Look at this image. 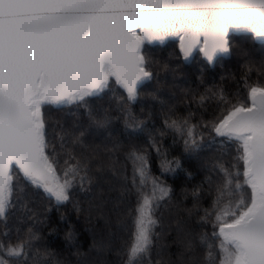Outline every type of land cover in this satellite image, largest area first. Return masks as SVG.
I'll use <instances>...</instances> for the list:
<instances>
[{"label":"snow or ice","instance_id":"6c2138e0","mask_svg":"<svg viewBox=\"0 0 264 264\" xmlns=\"http://www.w3.org/2000/svg\"><path fill=\"white\" fill-rule=\"evenodd\" d=\"M231 30L264 41V0H0V264H67L44 243L25 189L72 202L106 225L113 215L129 216L130 228L120 220L93 244L122 264H264V54L240 50L237 93L200 95L201 104L217 101L210 121L190 110L194 96L187 114L168 106L159 129L133 112L146 81L177 70L161 65L146 42L176 37L177 59L196 53L214 64L233 55ZM50 106H70L77 119L53 120ZM168 134L185 153H198L206 135L222 148L191 189V208L170 206L172 189L150 169L152 151L162 173L180 167L162 151ZM124 231L121 247L115 237Z\"/></svg>","mask_w":264,"mask_h":264},{"label":"trees","instance_id":"16d2710c","mask_svg":"<svg viewBox=\"0 0 264 264\" xmlns=\"http://www.w3.org/2000/svg\"><path fill=\"white\" fill-rule=\"evenodd\" d=\"M233 44V55L222 57L217 60L213 66L206 63L202 56L195 54L190 62H185L183 58L177 59L174 53L178 50V41H168L164 45H145V49L162 65L168 62L175 67L176 73H165L160 71L158 80L147 81L141 87V99L133 105V112L139 119L145 120L149 127L159 129L163 124V117L168 110V106L175 105L183 114H187L189 99L194 96L191 103V111L197 113L196 119L201 115L205 120L210 121L217 113V101L215 98L205 99L202 104L199 97L204 94L206 89H222L225 93L235 94L244 88L243 82L238 83L244 72V59L240 55L241 49H248L252 56L259 58L264 54V43H259L251 39V35H231ZM159 70L160 65L156 66ZM256 76H252L250 82L256 81ZM119 93V89L116 90ZM149 93L156 95L157 99H152ZM186 94L187 97L186 98ZM164 101L165 104L160 102ZM71 107L64 111H59L55 106H50L47 112L53 120H60L67 124H72L77 117L71 115ZM195 122V120L193 121ZM117 127H122V122H117ZM210 137L205 136V145L194 154L185 153L183 145L180 142L173 143L171 134L164 136L161 140L162 151H166L169 160L178 159L180 167L175 172H164L160 167L161 159L157 157L155 151L151 153L150 169L152 175L159 178L161 182L172 189L170 193L172 200L170 206L179 205L183 207H192L190 191L193 187L201 184L208 176V169L211 168L213 161L221 154L222 148L217 143H209ZM140 143H144L143 138ZM123 164V160H121ZM61 161L60 168H63ZM59 171V169H58ZM131 175V168L128 169ZM20 187H24L21 183ZM207 187V185H205ZM189 190L188 199H184V191ZM29 194V195H28ZM29 201V207H32L40 220L43 221L40 228V234L44 243L57 254V259L66 261L67 264H80L81 261H87L88 264H97L98 261L114 262L121 261L114 253L98 252L94 247V240L101 237L107 239L109 234L114 231L118 221L123 220L131 227L130 217L127 215L116 216L111 218V225H106L105 220L99 214L88 215L87 212H77L72 202L56 204L54 201L49 202L46 196L39 191H29L25 189L22 194ZM118 193L113 192L112 197L115 199ZM205 199L207 196L205 194ZM132 204V199L127 201V205ZM87 205L85 204L84 207ZM204 207L208 204L205 202ZM203 213H201L202 215ZM199 217L193 216L191 222L194 224ZM15 226V219H10L9 228ZM3 223L0 222V231H4ZM200 232L209 231L201 228ZM69 233L72 238L69 239ZM128 233L117 232L115 240L118 246H123L127 241ZM78 253L83 255H78Z\"/></svg>","mask_w":264,"mask_h":264},{"label":"water","instance_id":"95a60500","mask_svg":"<svg viewBox=\"0 0 264 264\" xmlns=\"http://www.w3.org/2000/svg\"><path fill=\"white\" fill-rule=\"evenodd\" d=\"M241 34H247V35H251V34H249V33H245V32H242V31H237V30H231L230 31V36L231 35H241ZM178 41L177 40V38L176 37H168V38H166L163 42H159V41H153V42H146L145 43V45H164L165 43H167L168 41ZM256 41H258L259 43H264V41H260V40H256ZM193 55H195V53L193 54ZM193 58V57H192ZM191 58V59H192ZM224 58H226V57H224ZM190 59V60H191ZM210 66H213V64H209ZM56 107V106H55Z\"/></svg>","mask_w":264,"mask_h":264},{"label":"rangeland","instance_id":"374dc122","mask_svg":"<svg viewBox=\"0 0 264 264\" xmlns=\"http://www.w3.org/2000/svg\"><path fill=\"white\" fill-rule=\"evenodd\" d=\"M193 54H194V53H193ZM193 56H194V55H193ZM193 56H192V57H193ZM192 57H190V58H189L187 61H185V62H190V61H191L190 59H191ZM146 82H147V81H146ZM146 82H145V83H146ZM41 191H42V190H41ZM28 195H29V194H28Z\"/></svg>","mask_w":264,"mask_h":264}]
</instances>
